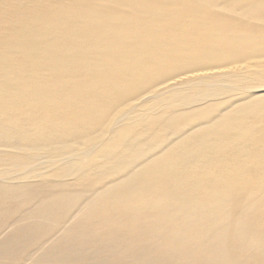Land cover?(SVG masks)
<instances>
[{
  "label": "bare ground",
  "instance_id": "bare-ground-1",
  "mask_svg": "<svg viewBox=\"0 0 264 264\" xmlns=\"http://www.w3.org/2000/svg\"><path fill=\"white\" fill-rule=\"evenodd\" d=\"M263 43L264 0H0V264H264L263 107L175 105Z\"/></svg>",
  "mask_w": 264,
  "mask_h": 264
},
{
  "label": "rangeland",
  "instance_id": "rangeland-1",
  "mask_svg": "<svg viewBox=\"0 0 264 264\" xmlns=\"http://www.w3.org/2000/svg\"><path fill=\"white\" fill-rule=\"evenodd\" d=\"M254 47L255 48L251 50L245 49L235 53L224 52L214 55H203L199 56L198 58L185 56L183 58L184 62L182 63V69L184 71L212 68L224 64L252 65L256 60H260L262 63L260 64L261 66L256 68V71H253L251 74L231 77L229 82L230 86L228 85L229 83L227 84L228 86H216L213 88L198 86L193 89L190 94H185L183 95L184 97L176 100L175 105L185 103L191 104L192 108H195L192 109L194 112L191 113H195L194 115L196 117L203 113L212 114L221 112L222 114L228 110L234 112L237 115H241L243 113L251 112V109L254 108L261 109L260 107H263L264 109V43L254 45ZM173 71H181V69H179L177 66L176 69H173L170 72L173 73ZM136 92L139 93L140 90H136ZM221 93H225L223 94V98H219V96L214 98L215 95ZM202 100H206V102ZM187 110L189 109L184 107L181 111L185 112ZM193 117V115L187 117L189 118L188 120H192V122H190L188 126V122L183 125L184 127L178 131L179 136L181 135L186 138L197 139L198 141L216 137L214 132L217 131L210 127L206 130L208 133L201 132L199 123L202 121L205 122L206 119L199 118L200 120L196 121L194 120L196 117ZM207 125L209 126V124ZM218 134L221 135L219 132ZM177 142L178 141H176V143Z\"/></svg>",
  "mask_w": 264,
  "mask_h": 264
}]
</instances>
